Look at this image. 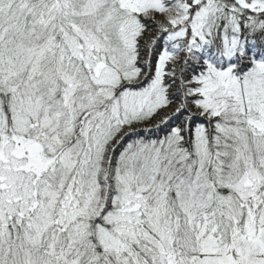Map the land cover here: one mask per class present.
<instances>
[{
	"label": "snow or ice",
	"instance_id": "snow-or-ice-1",
	"mask_svg": "<svg viewBox=\"0 0 264 264\" xmlns=\"http://www.w3.org/2000/svg\"><path fill=\"white\" fill-rule=\"evenodd\" d=\"M0 264H264V0H0Z\"/></svg>",
	"mask_w": 264,
	"mask_h": 264
}]
</instances>
